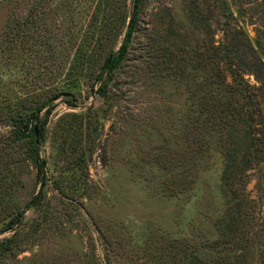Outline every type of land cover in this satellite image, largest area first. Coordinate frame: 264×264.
I'll use <instances>...</instances> for the list:
<instances>
[{"label":"rangeland","instance_id":"obj_1","mask_svg":"<svg viewBox=\"0 0 264 264\" xmlns=\"http://www.w3.org/2000/svg\"><path fill=\"white\" fill-rule=\"evenodd\" d=\"M132 1L0 0V230L23 212L0 233L16 232L0 264H190L222 252L223 158L192 156L200 132L189 138L186 116L210 73L191 68L223 37L219 0H142L126 58L99 94L95 76L123 42ZM225 1L254 44L264 19ZM81 45L92 56L78 67ZM42 107L40 169L11 124ZM257 180L238 174L232 190L255 199Z\"/></svg>","mask_w":264,"mask_h":264},{"label":"trees","instance_id":"obj_2","mask_svg":"<svg viewBox=\"0 0 264 264\" xmlns=\"http://www.w3.org/2000/svg\"><path fill=\"white\" fill-rule=\"evenodd\" d=\"M191 2L198 6L196 0ZM236 3L239 8L241 4L251 3L254 5L251 7L252 16L264 19V0H238ZM141 4L142 0L132 1V13L124 17V20L129 18V21L123 42L117 52L106 56L95 76L96 83L100 84L99 94H104L109 76L126 58L132 35L137 29ZM217 4L223 18L220 28L223 37L217 47H205V57L202 53V60L196 61L191 68L208 70L210 73L206 71L202 83L200 81L202 89L199 92H189L186 116L191 133L189 138L193 141L195 131L200 132V140L195 142L197 147L193 150L189 148L192 156L201 154L198 159L202 160L208 158L209 150H217L223 158L221 187L227 211L218 224L220 236L224 239L221 246L224 253L216 252L217 256L211 261L191 260L189 263L247 264L250 258L252 263L264 264V213L260 210L264 207V22L256 30L253 44L242 28L232 24L233 13L229 4L225 0H219ZM90 56L92 52L89 54L81 45L77 57L78 67ZM245 75H252L256 84L251 85L246 81ZM43 108L33 110L25 121L15 117L11 124L14 142L28 143L30 158L40 169L44 163L39 159V148L46 135L47 118L51 111L47 109L44 117L40 118L39 113ZM192 161L189 162L191 167L198 165L197 160ZM250 170H255L258 176L255 199L246 193L244 196L237 195L232 190L237 175ZM239 184L240 191H244L245 183ZM40 200L41 193L26 208L37 206ZM233 208L238 211L235 215H231ZM255 209L260 212H255ZM22 216L23 212H18L0 233L14 231L21 224ZM12 236L0 241V251L8 250L16 232Z\"/></svg>","mask_w":264,"mask_h":264},{"label":"water","instance_id":"obj_3","mask_svg":"<svg viewBox=\"0 0 264 264\" xmlns=\"http://www.w3.org/2000/svg\"><path fill=\"white\" fill-rule=\"evenodd\" d=\"M44 166V165H43Z\"/></svg>","mask_w":264,"mask_h":264}]
</instances>
